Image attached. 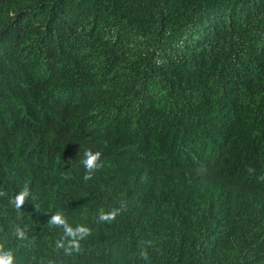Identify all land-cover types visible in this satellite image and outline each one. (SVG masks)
<instances>
[{
  "label": "trees",
  "instance_id": "obj_1",
  "mask_svg": "<svg viewBox=\"0 0 264 264\" xmlns=\"http://www.w3.org/2000/svg\"><path fill=\"white\" fill-rule=\"evenodd\" d=\"M0 253L264 264V0H0Z\"/></svg>",
  "mask_w": 264,
  "mask_h": 264
},
{
  "label": "clouds",
  "instance_id": "obj_2",
  "mask_svg": "<svg viewBox=\"0 0 264 264\" xmlns=\"http://www.w3.org/2000/svg\"><path fill=\"white\" fill-rule=\"evenodd\" d=\"M99 157H100V153L99 152L93 153L91 150L87 151L85 153V159L83 161L85 167L87 169H93L96 166V162L98 161ZM85 178L87 179V178H90V177L86 176ZM23 200H24V195L23 194H21V195L16 197L15 205H16L17 208H19L22 205ZM114 215H115V213H111V214H108V215H103L102 214L100 216V219L101 220H110V219L113 218ZM52 222L53 223H62L59 215L53 216L52 217ZM78 231L81 232V233H85L86 229L79 228ZM21 235H22V233H21ZM11 262H12V257H11L10 253H0V264H11Z\"/></svg>",
  "mask_w": 264,
  "mask_h": 264
}]
</instances>
